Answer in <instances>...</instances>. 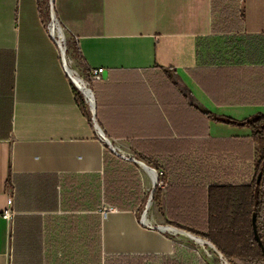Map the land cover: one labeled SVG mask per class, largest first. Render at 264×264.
Listing matches in <instances>:
<instances>
[{"label":"crops","instance_id":"1","mask_svg":"<svg viewBox=\"0 0 264 264\" xmlns=\"http://www.w3.org/2000/svg\"><path fill=\"white\" fill-rule=\"evenodd\" d=\"M42 2L0 0V264L189 249L159 230L177 228L166 189L148 225L143 208L102 213L107 147L76 102ZM53 9L88 80L105 71L90 86L117 156L164 172L171 190L253 184L252 131L213 118L264 115V0H54ZM132 164L147 197L148 171Z\"/></svg>","mask_w":264,"mask_h":264},{"label":"trees","instance_id":"2","mask_svg":"<svg viewBox=\"0 0 264 264\" xmlns=\"http://www.w3.org/2000/svg\"><path fill=\"white\" fill-rule=\"evenodd\" d=\"M75 49L82 61L78 48ZM76 102L91 120L84 98L77 90ZM213 119L252 131L259 149L255 181L247 187L213 186L208 191L171 190L167 184V214L173 221L171 225L209 242L225 259L264 264V115L244 121ZM129 166L135 167L106 148L101 205L104 202L118 211H140L145 206L147 197L138 175ZM161 197V189L156 188L153 202L158 204ZM174 249L173 256H110L102 260L101 255L100 264H207L189 249L178 245Z\"/></svg>","mask_w":264,"mask_h":264},{"label":"built area","instance_id":"3","mask_svg":"<svg viewBox=\"0 0 264 264\" xmlns=\"http://www.w3.org/2000/svg\"><path fill=\"white\" fill-rule=\"evenodd\" d=\"M53 23H54V21H52L50 24L47 25V32H48V35H49L50 39L55 43V45H56V47L58 49V52H59V55H60V59H61V66H62L63 72L67 75L69 81L74 85V87L83 94L84 101H85L86 105L88 106V108L90 109L91 121H92L93 126H94L95 130L97 131V133H98L101 141L104 142V144H106L108 147H110L111 152L117 156V152H116L115 148H113L112 144H108L106 142L108 140V138H106L105 136H102L100 134V129L98 127L97 120H96V111H95V104H94V102L92 101V99L90 97H88L77 86V84L74 82L73 78L71 77V75L69 73V70H71V69L69 68L68 63H66V61H65V58L63 56L61 47H60V45L58 43V37L55 36V34H54L53 30H52ZM104 76H105V71L103 69H99V70H94L93 72H91V74L89 75V79H90V82H100V81L103 80ZM82 82L85 84L86 87H87V85H89L88 83H86L83 80H82ZM89 92L92 94L91 89H89ZM92 96H93V94H92ZM129 161L137 162L135 159H132V158L129 159ZM155 175H156V179L157 180H156V183L154 185V189L152 191V194L154 193V191H155L156 188H159L161 190H165L167 188V184H168V181L166 179V174L164 172H156L155 171ZM151 200H152V197H151ZM111 209L112 208H110L108 206H104L103 214H105L107 211H109ZM147 212H148V207L146 208V210L144 212V215L141 218V224H143V225H144L143 219H144L145 216H147ZM11 215L12 214L10 212H6L4 214V216H3V218L8 221V220L11 219ZM220 257H221V259L223 261L222 264H233L229 260L225 259L221 254H220Z\"/></svg>","mask_w":264,"mask_h":264},{"label":"rangeland","instance_id":"4","mask_svg":"<svg viewBox=\"0 0 264 264\" xmlns=\"http://www.w3.org/2000/svg\"><path fill=\"white\" fill-rule=\"evenodd\" d=\"M53 1L54 0H43V2H42L43 8H44L45 13H46L47 25L50 24L52 21H54L60 27V29L62 30V32L64 34V38H65L62 43H63V47L65 49V54H66V58L68 60L69 68L71 70H73V71H76L75 72L76 73V76H78L80 79H82L83 81H85L86 83H88L89 85H87V88H89V89L92 90V88L90 86V84H91L90 80H88V78L85 76L84 72L82 70H80L78 68V66H77L78 64H80V60H79V58L77 56V52H76L75 46L72 43V41L69 40V38L67 37V35H66L63 27L60 25L59 21L57 20V17L55 15V12H54V9H53V6H54V2ZM82 96H83V94H82ZM83 98H84V96H83ZM88 112H89V115L91 116V113H90V109L89 108H88ZM106 147L111 152L110 147H108L107 145H106ZM151 197H152V200H151ZM150 204H151V206L153 204V194H152V192H149L148 195H147V201H146L145 206L143 207V210L139 214V219H141L142 216L144 215V212H145L146 208L148 207V209H149V205ZM102 213H103V211H102ZM147 214H148V212H147ZM175 229H177V228H175ZM177 230H179V229H177ZM179 231H182V230H179ZM168 233H170V232H168ZM171 234H173V233H171ZM174 235H177V234H174ZM179 242H180V244H182L183 246L189 248V250H191L195 254H197L207 264H222V262H223L222 259H221V257H220V253H218L217 250L216 251L213 250V252H211L212 257H210V256H208L207 253L199 250L197 248V246H195L192 243L191 244L190 243L186 244L182 240L179 241ZM205 246H208V245H205ZM229 261L232 262L233 264H238L235 260H229Z\"/></svg>","mask_w":264,"mask_h":264},{"label":"bare ground","instance_id":"5","mask_svg":"<svg viewBox=\"0 0 264 264\" xmlns=\"http://www.w3.org/2000/svg\"><path fill=\"white\" fill-rule=\"evenodd\" d=\"M52 30H53V32H54V34H55V36H57L58 37V43H59V45H60V47H61V50H62V53H63V56H64V58H65V61H66V63H68V60H67V58H66V54H65V49H64V47H63V41H64V34H63V32H62V30L60 29V27L54 22L53 23V25H52ZM75 72L76 71H73V70H69V73H70V75H71V77L73 78V80H74V82L77 84V86L88 96V97H90L91 99H92V101L94 102V97L92 96V94L89 92V88H87L86 86H85V84L82 82V80L78 77V76H76V74H75ZM108 144H111V142L110 141H106ZM140 166L144 169V170H146V171H148L147 172V175H148V178H149V180H150V182L153 184V185H155V183H156V175L153 173V172H151V171H149L143 164H141L140 163ZM150 206H151V204L149 205V208H150ZM143 223L145 224V225H148L149 224V222H148V220H147V217L145 216L144 217V219H143ZM163 231H166V232H170V233H173V234H177L179 237H178V239L181 241H183V242H185L186 244H188V243H192V244H194L195 246H197V248L199 249V250H201V251H203V252H205V253H207L208 254V256H210V257H212V254H211V252H213V250L214 251H216V249L210 244V243H207L206 241H204L203 239H201V238H199V237H197V236H193V235H191L190 233H188V232H184V231H179V230H177V229H175V228H171V227H168V228H164L163 229ZM205 245H208V246H205Z\"/></svg>","mask_w":264,"mask_h":264},{"label":"water","instance_id":"6","mask_svg":"<svg viewBox=\"0 0 264 264\" xmlns=\"http://www.w3.org/2000/svg\"><path fill=\"white\" fill-rule=\"evenodd\" d=\"M100 134L102 135V136H105L104 135V133L100 130ZM135 163H137L138 165H140V163L141 162H135ZM141 164H143V163H141ZM144 165V164H143ZM147 169H149L151 172H153L154 174H155V171L153 170V169H151V168H149V167H147V166H145ZM159 230H163L162 228H159ZM208 243V242H207ZM213 246V245H212ZM214 247V246H213Z\"/></svg>","mask_w":264,"mask_h":264}]
</instances>
